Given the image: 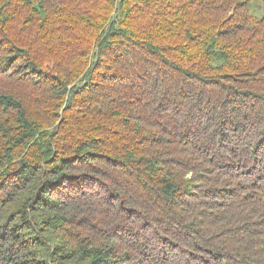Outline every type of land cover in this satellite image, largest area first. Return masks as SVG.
Segmentation results:
<instances>
[{
  "label": "trees",
  "instance_id": "trees-1",
  "mask_svg": "<svg viewBox=\"0 0 264 264\" xmlns=\"http://www.w3.org/2000/svg\"><path fill=\"white\" fill-rule=\"evenodd\" d=\"M249 2L0 0V264H264Z\"/></svg>",
  "mask_w": 264,
  "mask_h": 264
},
{
  "label": "rangeland",
  "instance_id": "rangeland-1",
  "mask_svg": "<svg viewBox=\"0 0 264 264\" xmlns=\"http://www.w3.org/2000/svg\"><path fill=\"white\" fill-rule=\"evenodd\" d=\"M247 9L250 15L255 17H263L264 16V0H250L247 4Z\"/></svg>",
  "mask_w": 264,
  "mask_h": 264
}]
</instances>
